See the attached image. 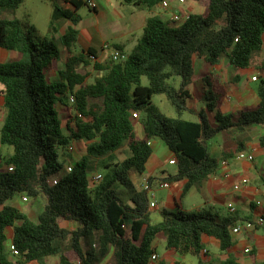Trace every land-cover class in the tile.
Listing matches in <instances>:
<instances>
[{"label": "trees", "instance_id": "obj_1", "mask_svg": "<svg viewBox=\"0 0 264 264\" xmlns=\"http://www.w3.org/2000/svg\"><path fill=\"white\" fill-rule=\"evenodd\" d=\"M5 1L0 0V5L13 10L21 3ZM163 1L121 3L154 12ZM185 1L206 5L201 14H189L179 27L159 15L149 16L130 54L116 46L121 59L110 58L105 64L93 66L102 76L92 84H87L86 76L78 72L88 64L83 54L69 56L58 72V81L48 82L46 74L60 60L54 41L40 37L33 26L19 19H0V49L29 57L27 62L0 64V96L6 111L0 145L12 150L10 156L1 159L0 264H14L15 257L46 264L53 256L58 257V264H107L104 261L110 255L111 264H153V243L161 234L165 248L180 256L199 257L204 251L203 236L217 240L221 252L232 247L236 217L222 216L212 208L162 210L160 222L152 224L146 191L130 179L132 174L144 173L152 153L148 141L156 137L175 159L176 173L167 174L161 182H184L185 195L218 169L219 161L208 151L210 139L221 132L243 134L251 127L264 128V79L257 82V107L238 116L220 112L223 94L209 75L203 78L205 109L195 112L188 106L194 57L203 58L210 66L225 58L233 68L246 69L262 50L264 0ZM51 4L55 14L73 26L80 22L81 8L88 7L84 0H51ZM76 40L77 31L68 28L60 42L69 49ZM87 55L94 54L88 51ZM143 77L146 86L141 83ZM156 95L166 98L178 118L160 113L152 104ZM69 96L74 97L73 104ZM58 105L67 108L66 133ZM205 111L213 116L212 121ZM184 112L195 115L197 121L180 119ZM136 119L143 129L141 139L134 132ZM71 142L87 143L86 154L67 165L71 167L67 172L61 156ZM257 143L264 149V135L257 138ZM123 147L131 155L115 163L114 153ZM244 149V142H238L234 151L223 152L221 161ZM101 167L105 173L94 184L89 170ZM56 178L57 184L50 185V180ZM17 197L44 198L35 222L8 205ZM60 222H73L77 228L70 231ZM8 229L12 235L6 247ZM91 237L95 242L86 244Z\"/></svg>", "mask_w": 264, "mask_h": 264}, {"label": "crops", "instance_id": "obj_2", "mask_svg": "<svg viewBox=\"0 0 264 264\" xmlns=\"http://www.w3.org/2000/svg\"><path fill=\"white\" fill-rule=\"evenodd\" d=\"M84 1L95 3L96 8L95 10H89L92 13L90 18L85 20L80 17V22L75 26L68 20L57 16L52 5H46V7L39 12L40 23H36V21H32L31 19L27 21L28 25L33 26L37 30L40 37L52 39L54 43L55 41L59 42L61 49L57 48L60 60L56 63L55 68L46 74V79L50 83L58 81V72L63 69V63L69 56L83 54L87 56L88 64L80 67L78 72L86 76L85 82L89 84V80H95L102 76V72L97 71L96 73L93 66L95 64H105L111 58L112 54L117 51L116 46L121 47L123 53L127 54L123 40H126L130 35L138 33L139 30L143 31L146 19L149 16L152 14L159 15L165 18L164 20L167 22H170L173 14L189 15L198 7L201 8L203 12L206 5L205 2L185 1L184 5L179 6L176 0H167L169 8L165 10L162 9L161 6L154 12H149L143 7H135V10L124 13L125 11L119 12V10H117V7L128 6L122 4L121 0ZM7 3L8 1L6 0L5 4ZM27 17L30 18V15H27ZM15 18L19 19L18 17ZM68 28H74L77 31V40L69 49L64 48L60 42ZM110 50L111 52H109ZM88 51H91L94 55H87ZM19 55L20 54L16 52L0 49V64L15 62L20 59ZM195 59H197L196 68L199 70V73L196 72L194 65ZM263 62L264 45L262 50L254 56L251 63L255 70L250 69V66L246 69H235L225 58H221L217 65L210 66L203 58L194 57V75L190 85L192 87V92L190 91V93L192 97L196 96L197 92L202 89L201 83L203 82V78L209 75L216 88L221 90L217 89L218 91L222 93V87H227L229 89L230 95L227 97L222 95L223 97L219 105V110L222 114L238 116L242 111L253 110L257 107L259 99L256 92L249 84L257 83L261 79H264V70L259 68ZM83 68H86L85 70L87 72L84 73ZM253 77H256L255 81L252 80ZM197 83H199L200 88L198 91L194 92L193 87ZM233 100H236V106L231 105ZM64 103L71 106L67 100H65ZM3 104V98L0 96V129L3 126L6 115ZM66 109V106L58 105L59 118L62 121L63 131L64 129L66 130V122L64 119ZM209 116L210 119H208L212 121L213 116L211 114H209ZM70 127L72 128L73 124H71ZM134 132L138 138L141 139L143 137V129L137 119L134 121ZM263 135L264 128L251 127L246 129L243 134L234 131L221 132L210 139L207 143L208 151L211 157L219 161L218 169L216 173L209 177L200 187L192 188L186 194L197 193L202 200L201 203L203 206L214 209L222 216L230 214L227 210V204H231L235 212L230 215L236 217L237 225L244 226L247 222L254 224L259 218L264 220V149H261L257 143V138ZM238 142H244L245 149L242 152L254 151L253 163L249 164L244 161L236 160V153H234L232 157L226 161L228 165L223 166L221 164L223 152L230 153L234 151ZM82 145L86 148L87 143H82L81 146ZM148 146L152 153L145 165V171L142 175H130L131 181L138 189H143V185L145 181H147L150 189L146 191V194L148 192H153V189L157 191L164 190L166 199L164 201L163 210L170 212L179 210L184 211L182 210V206L177 205L178 196L181 200L186 196V194H182L184 182L170 183L169 189H162L159 187L163 177L167 174L174 175L176 172L168 173L166 171L157 157L159 154L158 152H163L166 156L168 165L175 167L174 164H169L170 161L175 160L173 154L164 146L162 141L156 137L148 141ZM11 153V148L0 145V163L1 159L7 158ZM115 153L116 163L123 161L131 155L127 147H123ZM71 154L64 152L63 157L68 156L66 157L68 159ZM75 158L76 161L80 159L78 155H76ZM73 162H75V160H68L67 165ZM225 174H227V177ZM243 178L248 180V185L242 186L238 191H235L233 186L240 183ZM151 179L152 181L150 182L149 180ZM40 198L41 197H38L32 201L27 199L26 202H22V197H17L8 205L15 206L25 213L29 220L35 222L44 205V202L41 200L39 201ZM149 203L154 202L149 201ZM37 204H40V207L39 205L36 206ZM154 204L155 207L152 209L157 207L156 203ZM198 206L199 205H195L194 208L198 210L200 208ZM152 209L149 208L150 214ZM159 222L160 219H157L155 224ZM68 225H70V228H68L70 231L77 228V225L73 222H64V225L60 222V226L63 228H67ZM127 227H129L128 224H126V228ZM231 238L233 242L232 247L225 252H221L217 240L203 236L201 240L204 245V251L199 257H195L197 258V264H228L229 262L233 264H264V226H253L249 229L244 227L238 233H231ZM162 240L164 241L165 247V239L161 235H158L154 241ZM6 247H8L7 244ZM153 247L155 248V254L157 256V262L153 264H195L192 260L186 259L188 255L180 256L176 252L167 250L166 248L167 259H161L154 243ZM210 248H213L214 252H211ZM216 250H218V253H215ZM245 250H248V252H245ZM53 257L54 258H51H56L55 256ZM51 258L46 260V264H49ZM56 259L58 260V258ZM12 261L14 264L27 263L19 257H15ZM28 264L38 263L30 262Z\"/></svg>", "mask_w": 264, "mask_h": 264}, {"label": "rangeland", "instance_id": "obj_3", "mask_svg": "<svg viewBox=\"0 0 264 264\" xmlns=\"http://www.w3.org/2000/svg\"><path fill=\"white\" fill-rule=\"evenodd\" d=\"M46 5L51 6L52 5L51 1H49V0H22V2L17 7V9H14V10L11 7L0 5V19L12 20V19H15V17H18L25 24H28L27 21L29 19H31L32 21H36V23L37 22L40 23L39 12L42 11L46 7ZM135 9H136L135 7H128V6L117 7V10H119V12L125 11L124 13L129 12L131 10H135ZM89 10H91V9L86 7V6L82 7L81 10L79 11V16L85 20L87 18H90L92 16L91 15L92 13ZM124 13H122V14H124ZM201 13H202V10L199 7L192 12V14H195V15H199ZM27 15H30V18L27 17ZM163 19H165V18H163ZM164 21L167 22L166 20H164ZM182 23L183 22L181 21V22H177L174 24L176 27H179V26H181ZM141 36H142V30H139L138 33H135L134 35H130L127 37L126 40L125 39L123 40V43L125 44V47H126V53L127 54L131 53L133 47L137 44V42ZM55 44L59 49H61L58 41H55ZM109 52H111V50ZM19 58L20 59L15 61L14 63L29 61V57L26 54H24V55L20 54ZM196 61H197V59L194 60L195 68H196ZM252 61H253V59H252ZM252 61H251V63H252ZM251 63H250L249 68L255 70L254 66H252ZM259 68L261 69V66ZM85 69L83 68L84 73L87 72ZM95 72L97 73V71H95ZM196 72L199 73V70L197 68H196ZM94 81L95 80H93V79L89 80V84L94 83ZM141 83L144 86H146L148 84L145 77L142 78ZM201 85H202L201 90H199V88H200L199 83L194 85L193 91L194 92H196L198 90L199 91L197 92L196 96H193L188 100V106L190 108H192L195 112H200L202 109L204 110V103H205V101H204V89H203L204 83L202 82ZM249 85L256 92L257 83H250ZM178 86H179V80H176L175 87L178 88ZM188 89L191 91L192 87L189 86ZM217 89L220 90L219 88H217ZM221 89H222V93H223V95H225V97L230 95L229 89L227 87H222ZM191 96H192V94H191ZM152 104L155 107H157V109L160 111V113L163 114L164 116L169 117V118H178L174 109L171 107L170 103L166 100V98L163 95L154 96L152 98ZM231 105L236 106L237 105L236 100H233L231 102ZM205 112H206L208 118L210 119L208 112L207 111H205ZM180 119L186 120V121H192V122L197 121V117L195 115H191L187 112H184L180 116ZM64 131H65V129H64ZM81 144H82V142L81 143L71 142L70 145H72L74 147V153H72V154L70 153L71 155H69L68 159L66 158L68 156H65V157L61 156V161L63 162L64 165H67L68 160H72V161L75 160L76 161V158H75L76 155H78L79 158H81L86 154L85 153L86 148L83 145L81 146ZM158 153L159 154L157 155V157H158L161 165H163V167L166 169V171L168 173L176 172V169L174 166L168 165V162L166 160V156L164 155V153L163 152H158ZM114 162L116 163V153L114 154ZM95 164H96V162H94V165ZM0 170H3V164L2 163H0ZM104 173H105V170L102 167L101 168H92L89 170L88 176H89V178H92V177L97 176V175H103ZM258 184H260V183H258ZM147 198L149 201L154 202L157 205V207L155 209L151 210V214H150V220H151L152 224H155L157 219L161 220L160 212L164 209V201L166 199V194H165L164 190L157 191V190L153 189V192L147 193ZM40 200L42 202H44L43 197H41L39 199V201ZM30 201H32V200H30ZM10 202H8V204ZM201 202H202V200L199 198L197 193L186 194V196H184L182 198V200L179 198V196L177 198V203H178L177 205L182 206V210H184V211H195V210H197L194 208L195 205H199L198 206V207H200L199 209L206 208L205 206L202 205ZM38 205L40 207V204H37L36 206H38ZM61 224L64 225V222H61ZM68 228H70V225L67 226V229ZM6 235H7L6 244L9 245L10 240H11V229L6 231ZM161 236L164 237L162 234H161ZM94 242H95V238L91 237L85 243L90 245L91 243H94ZM154 244H155V247H156V250H157L159 257L161 259L166 260L167 259V254H166L167 252H166L165 247H164V241L163 240L162 241H154ZM210 250H211V252L212 251L214 252L213 248H210ZM215 253H218V250H216ZM52 258H54V257H52ZM52 258L49 260V264H58V260L56 259L58 257L56 256L55 259H52ZM186 259L192 260L195 264H197V258H195V257L187 256ZM105 262L107 264L112 263L111 255L109 257H107V259L104 261V263ZM24 264H28V263H24ZM184 264H188V263H184Z\"/></svg>", "mask_w": 264, "mask_h": 264}, {"label": "built area", "instance_id": "obj_4", "mask_svg": "<svg viewBox=\"0 0 264 264\" xmlns=\"http://www.w3.org/2000/svg\"><path fill=\"white\" fill-rule=\"evenodd\" d=\"M176 2H177V4L179 6H181V5H184L185 0H176ZM87 5H88V8H90L91 10H95V8H96L95 3H93V2H90L89 1V2H87ZM161 8L164 9V10L167 9V8H169V4H168V1L167 0H164L162 2ZM187 18H188V15H180V14H177L176 13V14H173L172 15V17H171L170 20L173 23H177V22H181V21L184 22ZM121 58H122L121 54L119 52H117V51H115L112 54V56H111V59L113 61H118ZM252 80L255 81L256 80V77H253ZM68 101H69L70 104H73L74 103V97L73 96H69ZM78 116L81 118L80 115H78ZM133 117L136 118V115H133ZM73 151H74V147L72 145L68 146L66 152L70 154V153H73ZM235 159L238 160V161H244V162H247L249 164H252L253 161H254V151H250V152H239V153H237L235 155ZM174 161L175 160L170 161L169 164H174ZM221 164L223 166H227L228 165V163L226 161H222ZM9 170H11V169H9ZM66 170H67V172H70L71 171V167L70 166H67L66 167ZM225 176L227 177V174H225ZM100 180H101V176L100 175H97V176L92 177V182L94 184H98L100 182ZM57 181H58V178L50 180V185H56L57 184ZM246 185H248V180L246 178H243L240 181V183H238V184H236V185L233 186V189L235 191H238L242 186H246ZM159 187L162 188V189H169L170 188V183H168V182H162V183H160ZM143 189L145 191H149L150 186H149V184H148L147 181H145V183L143 185ZM26 201H27V199L25 197H22V202H26ZM154 207H155V204L154 203H149V208L152 209ZM227 210L229 211L230 214H233L235 212V210H234V208H233V206L231 204H227ZM253 226H264V220L262 218H259L254 224H252L251 222H247V223H245L244 226H242V225H236L232 229V233H238L244 227H246V228L249 229V228H252ZM11 250L13 251L14 249L11 247ZM245 252H248V250H245ZM14 254L17 255V253L15 251H14ZM151 262L152 263L157 262V256H156V254H154L151 257Z\"/></svg>", "mask_w": 264, "mask_h": 264}]
</instances>
